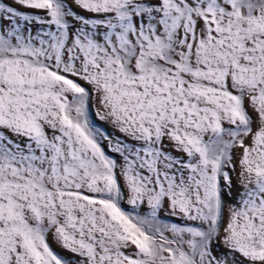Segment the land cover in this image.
<instances>
[{"label":"snow or ice","instance_id":"snow-or-ice-1","mask_svg":"<svg viewBox=\"0 0 264 264\" xmlns=\"http://www.w3.org/2000/svg\"><path fill=\"white\" fill-rule=\"evenodd\" d=\"M0 264H264V0H0Z\"/></svg>","mask_w":264,"mask_h":264}]
</instances>
